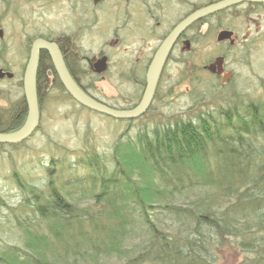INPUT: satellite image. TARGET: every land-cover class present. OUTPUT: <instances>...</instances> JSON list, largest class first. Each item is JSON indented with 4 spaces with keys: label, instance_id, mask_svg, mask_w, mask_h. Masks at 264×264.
Segmentation results:
<instances>
[{
    "label": "trees",
    "instance_id": "trees-1",
    "mask_svg": "<svg viewBox=\"0 0 264 264\" xmlns=\"http://www.w3.org/2000/svg\"><path fill=\"white\" fill-rule=\"evenodd\" d=\"M52 68L41 51L37 87ZM55 85L67 94L58 77ZM44 96L38 92L40 115ZM220 109L145 125L131 135L132 127L107 151L87 150L70 161L45 159L40 185L13 171L25 239L22 248L2 252L0 261L51 264L37 249L48 243L62 264H95L101 257L122 259L120 264H214L213 247L228 239L240 249L239 264H264V101ZM26 117L24 97L0 107V133L17 131ZM5 146L13 150L18 144H0ZM198 185L207 189L189 206L167 202L168 195ZM0 206H6L1 198ZM158 208L186 214L192 229L186 236L160 229L151 219ZM137 222L148 239L128 248Z\"/></svg>",
    "mask_w": 264,
    "mask_h": 264
},
{
    "label": "rangeland",
    "instance_id": "rangeland-1",
    "mask_svg": "<svg viewBox=\"0 0 264 264\" xmlns=\"http://www.w3.org/2000/svg\"><path fill=\"white\" fill-rule=\"evenodd\" d=\"M201 1L103 0L94 5L92 0H0V29L3 31L0 67L10 68L15 74L13 79L0 82V105L23 95L19 84L32 41L39 36L45 39L66 36L75 37L77 55L91 57L104 50L111 56V67L104 77L101 79L89 70L81 80L83 85L111 106L133 107L140 101L145 87L142 68L148 64L160 38ZM158 21L161 22L159 26L156 25ZM221 22L230 24L228 18ZM209 26H194L188 31L195 44L189 52H184L181 45L173 51L151 108L134 122L93 112L57 88L43 92L39 130L13 150L8 146L0 147V198L6 203L0 206V254L24 245L25 232L17 222L23 218L24 209L20 204L23 199L10 177L16 169L40 185L46 177V165L42 164L45 159L66 157L70 161L87 150L107 151L118 135L132 127L131 135L145 125L153 127L179 116L192 118L199 112L221 111L220 108L232 111L235 106L240 108L252 101H264V45L253 44L252 55L246 59L227 56V68L234 70L236 75L230 83L221 86L203 71L212 54L219 50L215 44L218 24ZM199 30L201 33H197ZM136 67H140L141 72L132 70ZM192 96L199 100L195 102ZM83 172V169L78 171ZM205 189L201 185L184 188L168 195L167 202L189 206ZM25 210L30 212L28 208ZM151 219L160 229L177 236H186L187 230L192 229L188 216L182 212L158 208ZM147 239L144 224L137 222L126 246L138 248ZM37 249L38 255L44 257L43 262L62 264L56 262L50 244L38 243ZM212 251L214 264H239L242 259L240 249L228 239L216 244ZM122 261L116 257H101L95 264H120ZM12 263L23 264L18 259ZM0 264L4 263L0 261Z\"/></svg>",
    "mask_w": 264,
    "mask_h": 264
},
{
    "label": "water",
    "instance_id": "water-1",
    "mask_svg": "<svg viewBox=\"0 0 264 264\" xmlns=\"http://www.w3.org/2000/svg\"><path fill=\"white\" fill-rule=\"evenodd\" d=\"M245 0H221L215 4L207 6L205 8L194 11L181 21H179L174 28L163 39L159 47L157 48L152 61L147 69L145 77V87L141 96V99L131 108H115L108 104L101 102L92 96H90L74 77L69 72L62 52L53 41L46 40L44 38H37L33 41L28 61L25 66V70L22 78L23 95L27 106V117L24 125L15 132L0 133V144H19L29 139L37 130L40 122V109L38 99V87L37 76L39 71L40 52L45 51L49 55L54 70L58 75L66 92L74 99L79 105L102 115L111 117L117 120L138 119L144 116L155 99L159 79L162 73L163 66L169 57L172 48L174 47L180 36L194 23L200 21L204 17L213 14L217 11L225 9L230 5ZM250 2H263L264 0H246ZM97 2V0H95ZM2 30H0V34ZM231 35L229 31H223L219 37L227 38ZM96 60L95 72L101 74L107 69V57L102 56L100 58L93 57ZM223 58H217L215 62L206 66L205 68L211 73H221ZM7 76L13 77L10 72H4L0 69V78ZM231 76V72H228L224 76V81Z\"/></svg>",
    "mask_w": 264,
    "mask_h": 264
},
{
    "label": "flooded vegetation",
    "instance_id": "flooded-vegetation-1",
    "mask_svg": "<svg viewBox=\"0 0 264 264\" xmlns=\"http://www.w3.org/2000/svg\"><path fill=\"white\" fill-rule=\"evenodd\" d=\"M102 1L103 0H97V2H95V0H92L94 5H98V3L102 2ZM219 1H221V0H203L198 5H195L194 8L189 13H187L185 15V17L188 16L189 14L193 13L196 10L205 8L207 6H210L212 4L217 3ZM225 18L226 19L228 18L230 24L226 25V24L221 22V20H224ZM212 24L214 25V27L218 24L217 31H216L217 35H216L215 44L219 47V50L217 52H215L214 54H212V56L209 59V63L205 64L203 66V71L208 76H212V78L217 80L221 86H224V85H227L228 83H230L236 75L234 70L227 68V64H226L227 56H229L231 54L234 57H236L237 59H239V58L246 59L252 55L251 46H253V44H255V46H259V47L264 45V1L263 2H250V1H246V0L240 1V2H237V3L230 5L229 7L225 8V9H222L220 11H217L213 14H210V15L204 17L200 21L191 25L185 31V33L182 34V36L178 39L175 46L173 47L170 55L180 45H181V49L184 52H189L191 50V46L195 44V39L188 36V31L191 30V28H193L194 26H198L199 28H201L204 25H208V26L210 25L209 26V28H210ZM156 25H158V26L161 25V22L160 21L156 22ZM0 30H2V29H0ZM223 31H229V32H231V35H229V37H227V38H221L220 39L219 35ZM197 33H201V31L199 30ZM167 35H168V30L160 38L159 45L161 44L162 40ZM2 37H3V31L0 34V38H2ZM37 38H43V37L39 36V37H36L35 39H37ZM74 38L75 37L59 36L55 39H49V40L57 43V45L59 46V48L62 52L65 64H66L69 72L74 77V79L79 83V85L84 86L87 90V93L91 95L92 93L88 90V87L83 85V83L81 82L82 78L86 77L85 73H87L89 70H91V72H93L97 76H100L99 78L102 79L104 77L103 76L104 73L109 71V69L111 67V56L108 53H106L104 50H101L99 55H93L91 57L84 56V55L82 56L81 54L77 55V53L75 51L76 45L74 42L75 41ZM33 41H32V43H33ZM159 45H158V47H159ZM31 46H32V44H31ZM157 48H155L153 55L148 60V64H145L142 68L143 71L145 70V77H146L147 69H148V67L152 61V58H153ZM170 55L167 58L164 66H163L162 73H161L160 77H162L164 72L167 71V69H168V59L170 58ZM102 56L107 57V69L104 73L99 74V73L95 72V69H96L95 64L97 61L96 60L94 61L92 58L93 57L100 58ZM217 58H223V63H222L223 70L221 73H218V72L210 73L205 67L210 65L211 63L215 62V60ZM39 63H40V61H39ZM140 67H141V65H140ZM140 67L138 69H137V67L133 68L132 70L135 72L139 71L141 69ZM0 69H2L4 72H10L13 74V77H11V78H9L7 76L0 78L1 83L4 82L5 79L9 80V79L14 78L15 74L12 72V70L10 68L0 67ZM24 70H25V68H24ZM139 72H141V70ZM228 72H231V76L227 80L224 81V76ZM46 73H47L46 77L41 81V83L38 84V92H46V91H49L50 89H53V88L58 89V86L55 85L56 84V77H58V75L56 74L54 67L52 69L47 70ZM160 80H161V78H160ZM60 83H61V81H60ZM143 84L145 85V79L143 81ZM19 85L23 89L22 80H21ZM61 86H63V85H61ZM92 96L95 99H98L93 94H92ZM21 97H24V95H22ZM12 102H14V101L7 100V104L4 106L0 105V107H6L8 104H11Z\"/></svg>",
    "mask_w": 264,
    "mask_h": 264
},
{
    "label": "bare ground",
    "instance_id": "bare-ground-1",
    "mask_svg": "<svg viewBox=\"0 0 264 264\" xmlns=\"http://www.w3.org/2000/svg\"><path fill=\"white\" fill-rule=\"evenodd\" d=\"M176 24H177V23H176ZM173 28H174V27H173ZM173 28H172V29H173ZM172 29H171V30H172ZM171 30H170V31H171ZM170 31H169V32H170ZM169 32H168V33H169ZM184 33H185V32H184ZM181 36H182V35H181ZM181 36H180V37H181ZM162 41H163V40H162ZM177 41H178V40H177ZM175 44H176V43H175ZM174 46H175V45H174ZM172 49H173V48H172Z\"/></svg>",
    "mask_w": 264,
    "mask_h": 264
}]
</instances>
